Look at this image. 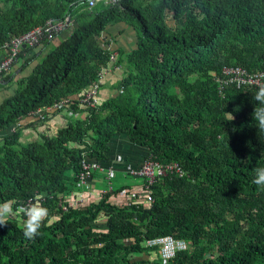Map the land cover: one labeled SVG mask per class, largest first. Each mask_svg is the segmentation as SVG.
<instances>
[{"label":"trees","instance_id":"trees-1","mask_svg":"<svg viewBox=\"0 0 264 264\" xmlns=\"http://www.w3.org/2000/svg\"><path fill=\"white\" fill-rule=\"evenodd\" d=\"M67 19L60 43L43 38L45 51L22 64L36 61L0 105V133L64 100L53 113L84 118L40 141L21 144L20 129L0 139V203L15 201L0 226V264H264V187L253 183L264 167V129L252 118L264 78L232 84L224 75L239 67L264 76V0H119L93 8L87 0H0V52L49 20ZM119 23L134 29L137 45L117 51L124 72L115 96L83 105L112 63L102 34ZM115 135L181 173L151 183V204L109 201L127 186L73 204L82 160H107ZM34 203L48 218L28 239L19 209ZM164 236L189 250L163 260L146 241Z\"/></svg>","mask_w":264,"mask_h":264},{"label":"crops","instance_id":"crops-1","mask_svg":"<svg viewBox=\"0 0 264 264\" xmlns=\"http://www.w3.org/2000/svg\"><path fill=\"white\" fill-rule=\"evenodd\" d=\"M66 36V32H62L56 35L50 40V45L57 46L60 40ZM104 41L110 42L107 48L113 51L112 63L101 72L100 75V88L98 92V104L101 100H107L110 97L115 96L114 86L122 79L124 68L122 65L116 64L117 51H121L127 54L134 50L137 45V36L133 28L126 26L123 23L113 25L106 29L102 34ZM45 47L42 43H38L35 47L28 49V51L22 54V57L11 67L8 72V76L0 83V105L8 98L14 95L17 89L16 82L22 77L27 76L32 68L36 65V61L31 60L29 67L22 69V64L28 58L37 56L45 51ZM3 52H0V59L3 57ZM122 55V58L124 57ZM34 59V58H33ZM83 114L75 113H53L51 112L49 118L40 123L34 120L20 121L19 128L20 136L19 142L29 143L31 141H40L44 137H51L56 134L57 130L63 127L68 121L74 119H83ZM15 126H12L9 131L5 130L0 133V139L5 138L9 132H14ZM16 129V130H17ZM148 150L145 147H140L129 143L125 135H115L109 143V152L107 154V160L95 164L105 169L103 172L94 171L93 179L87 186L89 193H83L84 196L90 194L91 196L97 195V190L107 189V182L105 176L109 171H112V184L115 187L127 186L132 188L130 191L136 190L137 186L141 184V180L132 178L126 173V168L139 165L145 156H147ZM85 186L78 183L77 189L70 193L71 198L76 197L78 194H82ZM119 194L118 198H121ZM121 201V199H118Z\"/></svg>","mask_w":264,"mask_h":264},{"label":"built area","instance_id":"built-area-1","mask_svg":"<svg viewBox=\"0 0 264 264\" xmlns=\"http://www.w3.org/2000/svg\"><path fill=\"white\" fill-rule=\"evenodd\" d=\"M103 2L104 5H114L117 4L119 0H87L88 8H93L97 2ZM68 20L64 22H53L51 20L47 21L44 26L36 27L31 31L10 40L3 47V57L0 59V83L3 78L8 74L12 65L17 62L19 54L23 48H33L35 47L43 38L52 40L56 35L60 34L67 26ZM113 60V57H112ZM101 75V74H100ZM224 75L228 78V82L233 83H245L258 85L261 79L264 78L263 75L259 76H249L248 73L239 67L224 69ZM260 78V79H259ZM220 82V80H218ZM99 84L95 83L91 86L85 95L80 100L81 104L94 107L98 104V92ZM68 100L55 103L52 106L37 109L30 112L26 116V120L34 121H45V118L50 115L51 112L57 111L62 108ZM95 166L89 164L86 161L82 162V173L79 177L80 184L84 185L91 176V170L95 169ZM98 168V167H96ZM131 175L142 178L149 185L157 177H162L167 175V173H181L180 169L175 164L160 165L153 163L152 160L146 159L142 162L140 167L135 170H130ZM147 189V186H146ZM149 247L159 246L161 248V254L164 259H169L173 257L176 251L185 250L186 244L183 241L174 240L171 237H163L153 239L147 242Z\"/></svg>","mask_w":264,"mask_h":264},{"label":"clouds","instance_id":"clouds-1","mask_svg":"<svg viewBox=\"0 0 264 264\" xmlns=\"http://www.w3.org/2000/svg\"><path fill=\"white\" fill-rule=\"evenodd\" d=\"M68 26H69V24H68ZM254 99H255V101L258 102V105L256 107H254V111L252 113V118L258 122V125L260 128L264 129V86H261L258 88L257 92L255 93ZM97 105H99V104H97ZM232 119H233V116H232ZM20 121H27L26 116H25V118L20 119L19 122ZM45 121H46V119H45ZM19 122L14 125L15 129L19 128ZM40 122H44V121H40ZM146 159H150L149 154L147 156H145L143 161ZM83 161H86L89 164L95 166L94 167L95 169L91 170V176H90L89 180L84 185L80 184V182L78 181V183L80 185L85 186V189L82 192H80L82 194H78L76 197H73V198L70 197L73 204L84 206L86 203L96 202L104 194H109L111 192L119 191L120 187L113 186V184L111 182L112 181V171H109L105 176V181L107 182V189H105L103 191L97 190V195H96V196H98L97 198H96V196L94 197V196H91L90 194H88L87 196H84L83 193H85V194L89 193L87 186L91 183V180L93 179L94 171L96 170L99 172H103V171H105V169L101 166L95 165V164H98L99 162H103V161L92 162L86 158H84L82 160V162ZM142 162L137 166H131V167L126 168V173L129 174L132 178H137V179L141 180V184L139 186H137L136 190H134V191H130V190H132V188H129V190H123L119 193L111 195L109 198V201L111 203L117 204V205H119V204L129 205L130 203L141 202V200H145L146 204H151V198L149 195V186L151 184L148 185L144 179L133 176L130 173V170L138 169L140 167V165L142 164ZM96 167H98V168H96ZM255 173H256V176H255L253 183H255L258 186L264 187V167L255 169ZM79 177H80V175H79ZM146 186H147V189H146ZM121 193H124V195H120V196L122 199H124L126 201V203H124L122 201V199H121V201L118 200L119 199L118 196ZM14 203H15L14 200H8V201H4L3 203H0V226H6L7 225L8 218L13 214V204ZM19 211L22 212L24 214V216L26 217V219L24 221V227H23V232H24L25 238H28V239L35 238L37 235L40 234L39 229L42 227L46 218H48V209L43 207L39 203H34L27 208H20ZM100 224H101V222H100ZM164 237L173 238L172 236H164ZM159 238H163V237H159ZM155 239H157V238H155ZM173 239L178 240V241H183L187 246L185 250L176 251L175 255L178 252L189 250L190 246L184 240H179V239H175V238H173ZM147 242L148 241H146V246L149 247L147 245ZM149 248H158V253L163 260H169V259L175 257V255H174L173 257H171L169 259H164L162 257L161 248L159 246L149 247Z\"/></svg>","mask_w":264,"mask_h":264},{"label":"rangeland","instance_id":"rangeland-1","mask_svg":"<svg viewBox=\"0 0 264 264\" xmlns=\"http://www.w3.org/2000/svg\"><path fill=\"white\" fill-rule=\"evenodd\" d=\"M18 127V126H17ZM21 144H25V143H23V142H21ZM98 196H96V198H97ZM119 199H122V198H119ZM122 201L124 202V203H126V201L124 200V199H122ZM141 203H143V204H145L146 205V202H145V200H141ZM15 218V217H14ZM19 220V219H18ZM19 223H20V220H19Z\"/></svg>","mask_w":264,"mask_h":264},{"label":"water","instance_id":"water-1","mask_svg":"<svg viewBox=\"0 0 264 264\" xmlns=\"http://www.w3.org/2000/svg\"><path fill=\"white\" fill-rule=\"evenodd\" d=\"M68 24H69V20H68Z\"/></svg>","mask_w":264,"mask_h":264}]
</instances>
